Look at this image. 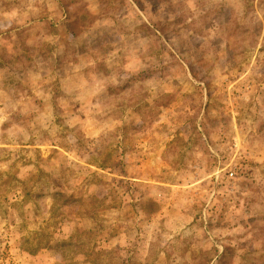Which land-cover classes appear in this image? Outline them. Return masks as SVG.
<instances>
[{"label":"rangeland","instance_id":"rangeland-1","mask_svg":"<svg viewBox=\"0 0 264 264\" xmlns=\"http://www.w3.org/2000/svg\"><path fill=\"white\" fill-rule=\"evenodd\" d=\"M0 264H264V0H0Z\"/></svg>","mask_w":264,"mask_h":264},{"label":"built area","instance_id":"built-area-1","mask_svg":"<svg viewBox=\"0 0 264 264\" xmlns=\"http://www.w3.org/2000/svg\"><path fill=\"white\" fill-rule=\"evenodd\" d=\"M230 176L232 177V174Z\"/></svg>","mask_w":264,"mask_h":264}]
</instances>
